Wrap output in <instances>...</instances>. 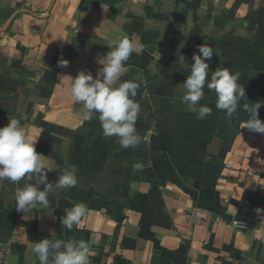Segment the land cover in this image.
I'll list each match as a JSON object with an SVG mask.
<instances>
[{
	"label": "crops",
	"instance_id": "crops-1",
	"mask_svg": "<svg viewBox=\"0 0 264 264\" xmlns=\"http://www.w3.org/2000/svg\"><path fill=\"white\" fill-rule=\"evenodd\" d=\"M122 36L143 45L120 78L140 85L142 140L127 149L103 137L95 115L83 121L68 95L70 78L83 71L95 79L107 45ZM205 44L214 52L208 78L217 68L239 72L241 106L260 103L264 123V0H0V128L15 117L37 139L49 183L77 168L76 186L52 191L47 209L27 213L14 200L25 181L0 180V201L18 216L2 239L7 264L39 262L31 246L45 238L86 241L95 253L89 264H154L131 208L153 185L170 226L152 232L166 249L187 246L181 264H264V134L240 129L248 114L241 107L227 117L206 86L205 119L180 102L193 53ZM247 195L254 197L239 207ZM80 202L89 211L68 231L64 210Z\"/></svg>",
	"mask_w": 264,
	"mask_h": 264
},
{
	"label": "clouds",
	"instance_id": "clouds-1",
	"mask_svg": "<svg viewBox=\"0 0 264 264\" xmlns=\"http://www.w3.org/2000/svg\"><path fill=\"white\" fill-rule=\"evenodd\" d=\"M108 51L99 60L102 67L96 78L91 74L79 72L71 79L68 95L73 104L81 105L80 114L83 121L91 120L95 115L101 125L104 138L115 137L124 149L137 146L142 137L137 133L136 121L140 113V104L134 100L140 85L134 81L121 82V76L127 71L125 63L129 57L143 50V45L134 42L128 36L113 39L107 45ZM199 54L193 53L194 61L189 67V75L183 83L184 94L180 102L188 111L196 114L197 120L211 115L212 109L201 105L205 86L216 95L215 106L231 118L238 108L248 114L242 121L240 129L264 134V123L258 119L260 103H244L245 92L237 81L239 72L231 73L228 69L217 68L209 77V64L214 55L213 48L205 45L197 46ZM183 61L184 57L181 56ZM37 139H29L25 128L17 118L9 119L5 127L0 128V180L12 184L25 181L14 193L16 210L27 213L33 209L49 207V193L56 189H70L77 184V168L68 165L55 181L49 183L46 173L52 169L46 164L47 156L35 150ZM34 181V183H28ZM43 185V190L39 186ZM89 209L83 202L74 203L64 210L61 225L68 231L78 226ZM259 211V210H258ZM33 256L39 264H89L91 251L84 240L49 239L34 242L31 246Z\"/></svg>",
	"mask_w": 264,
	"mask_h": 264
},
{
	"label": "trees",
	"instance_id": "trees-1",
	"mask_svg": "<svg viewBox=\"0 0 264 264\" xmlns=\"http://www.w3.org/2000/svg\"><path fill=\"white\" fill-rule=\"evenodd\" d=\"M252 195H247L238 205L248 203ZM131 208L140 214L139 237L153 243V251L157 256L154 264L184 263L186 260L187 246L180 245L175 250L164 248L155 238L152 228L154 226L168 228L170 226L168 215L162 203L160 189L153 185L147 194H136L132 200ZM263 207L259 208L260 211ZM240 218V217H239ZM18 216L11 207H6L0 201V240L10 237ZM242 222L249 219L241 218ZM133 243V242H130ZM125 245V244H124ZM132 245V244H131Z\"/></svg>",
	"mask_w": 264,
	"mask_h": 264
},
{
	"label": "built area",
	"instance_id": "built-area-1",
	"mask_svg": "<svg viewBox=\"0 0 264 264\" xmlns=\"http://www.w3.org/2000/svg\"><path fill=\"white\" fill-rule=\"evenodd\" d=\"M264 162V158H263ZM263 178H264V172H263ZM10 253V248L7 243H5L3 240H0V264H7V257ZM22 264H39V262H23Z\"/></svg>",
	"mask_w": 264,
	"mask_h": 264
}]
</instances>
